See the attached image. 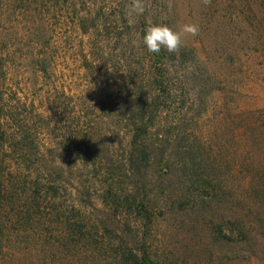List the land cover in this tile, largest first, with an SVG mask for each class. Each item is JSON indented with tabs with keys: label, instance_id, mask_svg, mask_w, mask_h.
<instances>
[{
	"label": "trees",
	"instance_id": "16d2710c",
	"mask_svg": "<svg viewBox=\"0 0 264 264\" xmlns=\"http://www.w3.org/2000/svg\"><path fill=\"white\" fill-rule=\"evenodd\" d=\"M53 8V0H0V264H264V108L225 103L210 136L197 134L185 116L210 104L182 95L177 52L148 51L150 74L120 88L115 106L127 135L107 143L91 125L72 141L68 128L87 118H67L66 94L28 95L52 79ZM19 18L38 27L41 54L24 57L31 71L18 67ZM168 19L145 15L148 26L171 27ZM85 65L95 80V62ZM161 224L174 230L165 253L152 243Z\"/></svg>",
	"mask_w": 264,
	"mask_h": 264
},
{
	"label": "rangeland",
	"instance_id": "374dc122",
	"mask_svg": "<svg viewBox=\"0 0 264 264\" xmlns=\"http://www.w3.org/2000/svg\"><path fill=\"white\" fill-rule=\"evenodd\" d=\"M261 1L256 5L250 0L253 4L250 6L248 0L238 3L211 0L208 5L203 0H145L146 11L129 17L126 11L131 0H53L54 8L47 19L52 35L49 46L54 57L52 79L44 87H40L41 81L36 92L28 94L29 98L43 93L55 100L66 94L70 99L67 118H87L78 122V131L77 122L68 128L67 136L72 141L77 132L79 139L86 137L91 125L95 128V137L101 136L107 143L118 140L119 135H127L126 130L120 128L122 125L118 126L115 106L121 100L122 89L128 88V82L140 84L150 74L151 59L142 39L148 27L145 15L162 12L168 14V24L176 31L184 24L199 26L197 36L182 38L184 52H177L174 64L179 66L178 73L187 84L184 86L189 92L185 90L182 95L188 94V98L184 97L188 103L195 100L196 105H200L205 100L210 104L206 113H198L199 106L194 107L195 111L185 116L183 127L192 122L195 133L209 137L216 115L225 112L221 107L225 103L243 109L264 108V6ZM251 9L258 14L257 18L253 17ZM218 15L225 18L220 19ZM94 23L97 31L91 30ZM16 24L20 36L18 67L22 69L25 55L41 54L40 47L33 43L37 39L32 35L38 27L21 18ZM82 27L88 29L89 34H85ZM86 59L95 62V80L86 70ZM27 64L25 61L24 70L31 71ZM135 70L139 75L132 79L130 74ZM111 78L119 79V86H115ZM101 101L107 103V112L103 111ZM37 107L44 117L49 115L42 101ZM117 154L122 153L119 150ZM161 226L152 243L165 253L170 250L174 230L166 224Z\"/></svg>",
	"mask_w": 264,
	"mask_h": 264
},
{
	"label": "clouds",
	"instance_id": "9594fccd",
	"mask_svg": "<svg viewBox=\"0 0 264 264\" xmlns=\"http://www.w3.org/2000/svg\"><path fill=\"white\" fill-rule=\"evenodd\" d=\"M205 5L211 3V0H203ZM147 9L145 0H131L128 5L126 15L129 17L142 15ZM131 22V21H130ZM199 26L197 24H184L179 31L173 30L166 24H152L147 27L143 35V43L147 50L153 54H159L162 49L168 53H176L179 51L182 38L185 35L197 36L199 34Z\"/></svg>",
	"mask_w": 264,
	"mask_h": 264
}]
</instances>
